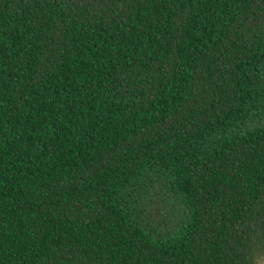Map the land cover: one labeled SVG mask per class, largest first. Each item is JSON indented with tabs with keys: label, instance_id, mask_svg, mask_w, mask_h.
<instances>
[{
	"label": "trees",
	"instance_id": "trees-1",
	"mask_svg": "<svg viewBox=\"0 0 264 264\" xmlns=\"http://www.w3.org/2000/svg\"><path fill=\"white\" fill-rule=\"evenodd\" d=\"M260 109L264 0H0V264H260Z\"/></svg>",
	"mask_w": 264,
	"mask_h": 264
},
{
	"label": "rangeland",
	"instance_id": "rangeland-1",
	"mask_svg": "<svg viewBox=\"0 0 264 264\" xmlns=\"http://www.w3.org/2000/svg\"><path fill=\"white\" fill-rule=\"evenodd\" d=\"M256 111H254L252 115L254 114L259 115V113H256ZM259 112L264 113V110L260 109ZM153 195H154L153 196L154 199L156 200V202L153 203V215L147 212V214H144V219L148 220L153 225L158 223V225H160V228L161 225L162 226L164 225L167 228H171L172 221L169 219L170 212L166 209L165 200L164 201L162 200V196H163L162 191L156 190V192ZM156 209H158V212H156ZM149 216L151 217L152 220L147 219ZM260 264H264V259L260 261Z\"/></svg>",
	"mask_w": 264,
	"mask_h": 264
}]
</instances>
